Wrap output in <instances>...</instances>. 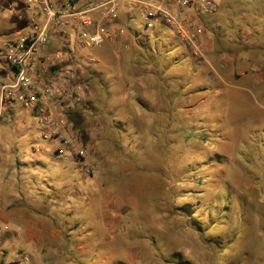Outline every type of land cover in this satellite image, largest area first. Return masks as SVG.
I'll use <instances>...</instances> for the list:
<instances>
[{
  "label": "rangeland",
  "instance_id": "rangeland-1",
  "mask_svg": "<svg viewBox=\"0 0 264 264\" xmlns=\"http://www.w3.org/2000/svg\"><path fill=\"white\" fill-rule=\"evenodd\" d=\"M212 1L182 15L202 30L197 51L175 34L166 53L159 25L148 33L135 15L121 19V42L73 49L85 97L71 134L84 156L60 161L38 119L2 115L0 173L24 177L10 212L15 260L264 264V0ZM25 2L0 0V38L29 28ZM137 31L153 50L143 66ZM6 66L0 57V78Z\"/></svg>",
  "mask_w": 264,
  "mask_h": 264
},
{
  "label": "built area",
  "instance_id": "built-area-1",
  "mask_svg": "<svg viewBox=\"0 0 264 264\" xmlns=\"http://www.w3.org/2000/svg\"><path fill=\"white\" fill-rule=\"evenodd\" d=\"M193 4L200 14L215 8L212 0H26L29 28L0 38V57L8 70L0 78V118L23 111L49 130L41 135L43 141H57L56 159L84 156L85 149L81 141L73 140L67 119L81 108L85 97L69 60L71 53L121 42L127 32L121 19L133 15L145 31L165 26L197 51L194 43L202 30L182 17ZM22 259L28 262L27 257Z\"/></svg>",
  "mask_w": 264,
  "mask_h": 264
},
{
  "label": "crops",
  "instance_id": "crops-1",
  "mask_svg": "<svg viewBox=\"0 0 264 264\" xmlns=\"http://www.w3.org/2000/svg\"><path fill=\"white\" fill-rule=\"evenodd\" d=\"M19 162L23 163L22 161ZM6 173L5 171H1L0 173V264H27V262H24L22 259L25 255L19 257L20 261L15 260V258H18L16 254L17 247L16 245L11 244L10 239H8L9 227H17L16 222H12L10 216V212H12V196L14 195L13 187L16 183L15 180H21V178L24 177H20L22 172L17 174L13 172L11 175H7ZM24 222L28 223V220L25 217ZM26 223L25 226H28ZM8 251L13 253L12 260L9 259L10 255H8Z\"/></svg>",
  "mask_w": 264,
  "mask_h": 264
},
{
  "label": "trees",
  "instance_id": "trees-1",
  "mask_svg": "<svg viewBox=\"0 0 264 264\" xmlns=\"http://www.w3.org/2000/svg\"><path fill=\"white\" fill-rule=\"evenodd\" d=\"M158 28L161 29V31H160L161 32V35L160 36H158V35L156 36L155 34H153V35H155L154 37L156 39H159L160 37H162V36L164 37L165 36V37H167L169 39V47H170V49L169 50H165L166 53L169 52L171 49L174 50V48L175 49L179 48L178 46H175V39H177V38L175 37V35H173V33L167 27L161 25ZM152 31H156V29H152ZM137 32H139V33H137V35H135L134 39L136 41V46L139 47V51H136V53H137L138 56H137V60H136L135 64L137 66H143L145 64L143 62L145 59H148L149 61L150 60H153V59H151V56H152L151 54H152L153 50H152L151 46L150 45L148 46V44L146 43V41L148 40V34L147 33L140 34V31H137ZM150 32H151V30H150ZM168 32H170L171 35H169ZM171 42H172V46H171ZM166 47L167 46H165L164 48H166ZM184 60H185V57L176 58L175 59V64L180 63V62H183ZM142 63H144V64H142ZM167 65H168V63H167ZM161 79L163 80L164 78L161 75H159V80L162 81ZM177 79L178 78H173V80H175V81ZM80 113H81V111H80V109H78L77 111L71 112V113H69L67 115V119L70 122V128H71V130H72L73 126H74V128H78V123H79L78 120L81 117L80 116ZM179 264H188V263L187 262H184V263H179Z\"/></svg>",
  "mask_w": 264,
  "mask_h": 264
}]
</instances>
